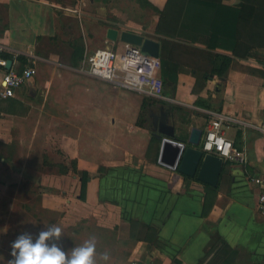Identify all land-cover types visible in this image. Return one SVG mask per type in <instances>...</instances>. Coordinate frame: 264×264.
Instances as JSON below:
<instances>
[{"label":"crops","instance_id":"crops-1","mask_svg":"<svg viewBox=\"0 0 264 264\" xmlns=\"http://www.w3.org/2000/svg\"><path fill=\"white\" fill-rule=\"evenodd\" d=\"M167 2L0 0V54L12 59L11 67L37 69L13 97L0 100V168H6L0 172L44 186L42 208L59 211L63 222L95 221L101 245L111 239L122 253L119 245H132L126 255L133 263L171 264L178 257L184 264H264V215L254 181L264 175V49L234 57L235 40L211 38L216 10L199 4L188 5L175 35L156 32ZM110 27L158 41L160 57L173 64L176 84H165L156 96L166 102L159 103L158 127L173 125L174 138L183 141L192 127L205 132L223 118L225 135L243 157L225 160L217 186L159 163L161 141L138 120L148 107L147 92L81 67L104 45L123 51L126 43L107 38ZM218 54L233 57L226 77L212 72ZM6 70L0 67V83ZM171 106L189 111V123ZM57 126L64 127L58 141L75 165L67 162L51 178L46 169L57 148ZM82 172L90 174L85 200ZM208 186L217 195L204 217ZM148 226L157 230L155 243L146 239ZM96 247L97 264H122L118 251Z\"/></svg>","mask_w":264,"mask_h":264},{"label":"rangeland","instance_id":"rangeland-1","mask_svg":"<svg viewBox=\"0 0 264 264\" xmlns=\"http://www.w3.org/2000/svg\"><path fill=\"white\" fill-rule=\"evenodd\" d=\"M102 47L112 48V46L107 45ZM115 50L119 54L122 53V50ZM89 55L90 54L85 56L80 62V65H82L81 67H84L85 69L87 68ZM120 99L121 102L127 100L122 96ZM145 100L148 107H146L145 111L140 114L138 120L140 125L143 122L146 124V128L151 132L153 139V133L158 131V113L161 114V111L158 109L160 108L161 104L159 105V103L161 102L159 97L149 94H147ZM58 129L62 130L64 127L57 126V140L55 143L57 148L56 151H54L55 154L53 156H48V165H50V167L47 169L45 168L47 171L51 172L49 174L51 178L54 174V171L61 169L62 172L64 167L67 166V162L71 166L75 165L74 160L70 161L67 157H65V154L61 148V143L58 141V138L60 137V132ZM52 152L53 151L51 150L49 153ZM5 169V167L0 168L2 171ZM43 188L44 186L36 187L35 185H31L30 181H25L24 177L20 175L0 172V264H9V260L11 259V242L17 237L19 233L25 231L35 233L46 225H57L62 229L61 240L59 243L65 250L66 254L70 253V250L74 246L82 244L86 239H89L93 236L96 239V246L97 244H100V248L105 246L107 247L108 252L113 253L116 246L112 245L111 239H108L109 243L107 242L105 245H101L102 239L99 237V235L102 229L96 226L95 221H88L86 223L77 222L76 224L68 223L67 221L63 222L61 220L63 217L62 213L59 211L52 212L43 209L41 206V194L45 191ZM119 246L122 247V251L124 252L122 253L117 249L115 252L118 251L117 253L119 254V257L121 256V258L124 259L121 263L132 264L133 261H130L129 254L128 256L126 255L127 251L130 253L132 245L124 244ZM98 250L96 247V253ZM97 257L98 255L95 254L96 260ZM117 261H120V258Z\"/></svg>","mask_w":264,"mask_h":264},{"label":"trees","instance_id":"trees-1","mask_svg":"<svg viewBox=\"0 0 264 264\" xmlns=\"http://www.w3.org/2000/svg\"><path fill=\"white\" fill-rule=\"evenodd\" d=\"M189 4H199L216 10L212 22L211 38L216 41L223 36L235 40V46L232 51L234 57L245 58L255 49H264V0H168L165 8L160 11V18L156 24L155 31L167 35H175L182 24L183 16ZM77 53L79 55L82 51L80 50ZM232 59L233 57L230 55L218 54L215 58L212 72L226 77ZM21 60L23 63L26 62L23 58ZM161 61V77L164 84L174 86L177 82V76H170L171 72H174V70L171 71L173 64L164 58H161ZM160 102L161 104H166L163 100H160ZM171 110H175L180 115L183 123H189V111L179 106H171ZM186 136V129H181L180 137ZM153 141H157L155 136ZM81 176V198L85 200L90 174L82 172ZM185 183L188 187L189 182L186 179ZM216 195L217 188L208 186L204 200V217L208 216L211 211ZM147 229L148 235L146 239L155 243L158 238L157 230L152 226H148ZM171 264L184 263L181 259L175 257L171 260Z\"/></svg>","mask_w":264,"mask_h":264},{"label":"built area","instance_id":"built-area-1","mask_svg":"<svg viewBox=\"0 0 264 264\" xmlns=\"http://www.w3.org/2000/svg\"><path fill=\"white\" fill-rule=\"evenodd\" d=\"M7 59L0 54V67H6ZM162 61L141 49V46L126 43L122 53L111 47H101L88 56L87 72L126 88L145 91L153 96H162L165 89L161 77ZM37 69L30 65L22 69L11 67L3 74L0 83V100L13 97L16 90L26 84ZM0 110V117H1ZM264 129V121L262 123ZM201 149L214 153L224 160L238 161L243 152L230 140L223 129V118L211 122L201 140ZM254 181L259 185V210L264 215V175L257 176ZM138 264V263H133Z\"/></svg>","mask_w":264,"mask_h":264},{"label":"water","instance_id":"water-1","mask_svg":"<svg viewBox=\"0 0 264 264\" xmlns=\"http://www.w3.org/2000/svg\"><path fill=\"white\" fill-rule=\"evenodd\" d=\"M107 38L111 41H122L133 45L141 46L147 54L160 57V43L151 38H147L140 33L129 30H118L108 28ZM13 64L9 59L6 68L10 69ZM161 141L159 163L171 169L191 177H196L199 181L217 186L220 180L225 160L210 152H205L200 148L204 131L198 127H192L187 139L178 141L174 138L175 127L166 122H161L158 131L153 133Z\"/></svg>","mask_w":264,"mask_h":264},{"label":"clouds","instance_id":"clouds-1","mask_svg":"<svg viewBox=\"0 0 264 264\" xmlns=\"http://www.w3.org/2000/svg\"><path fill=\"white\" fill-rule=\"evenodd\" d=\"M61 232L57 225H46L35 233H19L11 242L9 264H97L94 236L66 254L59 243ZM102 258L107 261L109 254L104 252Z\"/></svg>","mask_w":264,"mask_h":264}]
</instances>
